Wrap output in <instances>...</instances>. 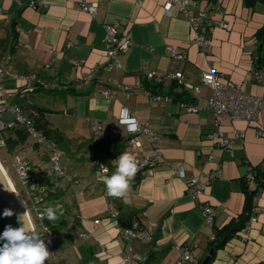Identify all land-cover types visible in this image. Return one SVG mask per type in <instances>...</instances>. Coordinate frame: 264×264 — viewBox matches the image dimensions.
<instances>
[{
  "label": "crops",
  "instance_id": "obj_1",
  "mask_svg": "<svg viewBox=\"0 0 264 264\" xmlns=\"http://www.w3.org/2000/svg\"><path fill=\"white\" fill-rule=\"evenodd\" d=\"M167 1L44 0L35 8L28 0H0V64L17 76L35 75L48 86L16 95L9 102L21 105L29 115L36 108L46 109L48 112L42 117L61 134L59 140L43 145L34 143L28 135L25 142H19L20 146L30 150L25 158L35 172L48 179V151L55 144L61 153V164L75 178L70 182L80 183L70 191L48 184H42L40 190L45 207L57 203L67 210L70 226L58 231L70 229L69 241L77 247L80 259L90 264H122L123 258L132 253L118 216L109 209L111 206L121 214L135 212L140 222L151 229L150 243L133 242V251L141 254L143 264L146 261L176 264L190 244L196 245L197 262L185 264H200L212 249L209 250V245L214 228H222L243 209L241 179L253 176L254 167L264 169V136L257 134L256 123L245 119L223 120L220 129L224 138L233 141L232 154L209 138L218 130L213 113L205 109L211 89L203 86L198 94L192 88L201 84L202 72L213 67L223 82L238 84L251 95H264L263 84L255 78V71L264 70V58L256 66L260 53L264 57L257 38V32L264 26V3L189 0L187 12L177 4L167 14L163 8ZM83 2L96 4V14L83 10ZM201 10L208 13L206 39L212 42L211 47L194 41L190 18ZM218 21L228 22L229 27L214 28ZM115 23H119V31L131 35L132 44L126 53L120 54L121 67L108 71L106 25ZM172 46L186 50L187 59L171 57ZM76 60L81 61L80 66L75 65ZM176 71H182L185 84L191 88L178 85L167 76ZM149 72L164 77L163 82L150 81ZM83 73L86 78L81 77ZM21 83L20 79L8 76L2 86L19 90ZM121 84L130 87L129 99L122 90L114 99L103 94L106 87ZM36 92L54 93L55 106L50 109H57L61 112L59 117H66L67 133L48 119L54 116L50 109L33 100ZM152 94H160V100L153 101ZM182 102L202 108L198 112L186 111ZM125 104L140 123L158 135L156 142L151 144L141 135L140 146L128 143L127 129L115 126ZM11 118V113L0 112V119ZM258 119L264 127V110ZM97 125L101 126L99 134L95 132ZM237 133L244 134V138L236 136ZM3 134L11 139L7 142L8 149V144L18 143L19 136L13 129ZM63 144L65 149L61 147ZM155 151L161 155L159 164L147 169L131 185L127 202L107 194L106 185L96 175L99 167L105 166L112 175L116 170L114 161L122 153L150 155ZM179 165L183 166V176L175 173ZM217 170L220 175L203 194L194 196L189 189L191 180L200 177L204 181L206 175ZM46 186L59 198L49 199ZM254 204L264 207L263 189L254 198ZM206 205L215 209L212 225L205 219ZM252 215L258 219L252 228L238 232L216 251L209 264L264 262V212Z\"/></svg>",
  "mask_w": 264,
  "mask_h": 264
},
{
  "label": "built area",
  "instance_id": "obj_2",
  "mask_svg": "<svg viewBox=\"0 0 264 264\" xmlns=\"http://www.w3.org/2000/svg\"><path fill=\"white\" fill-rule=\"evenodd\" d=\"M44 0H28V3L32 7H38L43 4ZM189 0H168L164 4L165 13L170 14L175 5L179 4L180 8L187 12L186 6L188 5ZM83 10L88 11L90 14L95 15L97 11L96 4L88 5L85 2L81 5ZM208 17V13L206 10H201L198 15L193 18H190V22L192 25V29L195 33L194 41L201 46L211 47V41L206 39L207 34V24L206 19ZM119 23L106 25V30L108 33L107 38V62L105 64V69L108 71L114 70V68L121 67L120 54L126 53L132 44L131 35L124 31L118 30ZM214 26V25H213ZM213 26L209 27L212 28ZM215 27L228 28L229 23L226 21H218ZM170 56L173 58H177L180 60L187 59V51L180 50L175 46L169 47ZM76 66L81 65V61H74ZM12 77L19 81H22L21 88L19 90H8L2 86V82L6 77ZM169 78L175 80L178 85H184L186 87H192L189 84H185L184 75L182 71L171 72L167 75ZM82 78H86V75L83 73ZM147 78L150 81H154L156 84H161L164 80V77L156 75L154 72H149L147 74ZM255 78L263 84L264 88V70L257 72L255 71ZM0 112L1 113H11L12 118L8 121L0 119V146H7V139L3 134L4 131L9 130L13 127H21L26 131V133L32 137L34 143L43 145L50 140L46 136V134L36 126L35 120L33 117L27 113H25L23 107L19 104H11L9 99L19 95L26 93L28 91H35L37 88L41 87L47 89L48 86L38 79L35 75H24L17 76L13 73H10L5 67L0 64ZM206 86L211 89V94L207 100V104L205 109L211 111L215 117V124L218 126V130L211 133L209 138L213 141H216L218 145L222 148L229 150L232 154L233 141L230 138H224L222 136L223 131L220 129V125L223 120H235V119H245L249 122H255L257 125V134L259 136H264V127L259 124L258 115L260 111L264 110V95L256 96L251 95L244 92L241 89V86L234 83H227L221 80V75L216 71L215 68L211 67L208 70L202 72L201 75V84L192 87L196 93H200L202 91V87ZM119 90L124 91L126 95V99L130 97V87L128 85H118V86H108L103 90V94L111 99H114L117 92ZM160 94H152L151 99L153 101L160 100ZM182 109L190 112H198L202 107L198 104L192 102H182ZM126 110V112H125ZM125 120L126 123L121 124V120ZM135 124L136 127L134 130H130V126ZM115 126L121 127L124 126L129 133V141L128 143L132 147H138L141 145L140 136L145 135L149 143L153 144L158 139V135L152 131L147 125H143L140 123L132 113L131 108L128 104H125L121 107L120 114L118 117ZM95 132L99 134L101 132V126H95ZM236 136H240L244 138V134L237 133ZM51 144V143H50ZM137 161H138V171L140 174H143L147 169L156 167L160 161V153L155 151L150 155H141L138 153H134ZM61 153L56 149L55 144H51L50 149L48 151V162H49V172L58 174L60 177H66L69 181H74L75 178L71 177L66 169L60 162ZM211 160V159H210ZM14 167L16 173L18 174L19 180L21 184L28 189V191L36 192L33 196L34 203L39 205L43 201V195L41 194V185L37 183V173L33 169L31 163L23 156H16L14 158ZM106 168L105 166L99 167L96 172L102 173V169ZM108 169V168H107ZM175 173L183 176L184 169L182 165H179L177 169H175ZM103 175H109V170L106 173H102ZM220 175V170L214 171L206 175V179L203 181L200 177H194L189 185V189L193 193L194 196L198 197L204 193L208 184L216 179ZM99 181H101L97 175ZM251 188H256V184L254 183L253 176L249 177ZM38 191V192H37ZM46 208V207H45ZM38 210L37 214L41 219V214L44 209ZM111 213L114 216L119 215V211L114 206L109 207ZM254 213L264 212V207H255L253 210ZM204 215L206 221L212 225L213 219L215 216V209L211 205H206L204 207ZM256 216H251L250 220L247 222L242 231L246 232L252 228V225L257 222ZM43 224V220L41 219ZM43 228L48 229L44 224ZM123 234L125 238L129 242V248L131 249V254L126 255L123 258L122 264H139L142 262L143 257L140 253L133 251V242L140 241L142 243L148 244L152 240L151 229L146 225H141L139 220H134L130 227L123 229ZM215 235L213 234L211 239L213 240ZM196 245L190 244L186 246L181 256L177 260L176 264H185L186 262L196 263L197 262V254L195 252Z\"/></svg>",
  "mask_w": 264,
  "mask_h": 264
},
{
  "label": "clouds",
  "instance_id": "obj_3",
  "mask_svg": "<svg viewBox=\"0 0 264 264\" xmlns=\"http://www.w3.org/2000/svg\"><path fill=\"white\" fill-rule=\"evenodd\" d=\"M126 112V110H125ZM126 123L121 120V124ZM135 124L130 126L134 130ZM116 163V170L112 175H103L108 171L102 169L98 173L99 179L106 185L109 196L128 201V194L131 190V181L138 171V161L134 154L129 152L122 153ZM3 183V182H2ZM5 190L13 192L5 183ZM5 217L14 215L11 209H6L3 213ZM63 215V207L60 204L55 207L48 206L41 214V219H48L50 222L56 221ZM21 224L18 228L8 225L0 235V240L4 241L0 247V264H46L50 260L51 253L42 238L43 235L34 227L29 217V211H25L18 217Z\"/></svg>",
  "mask_w": 264,
  "mask_h": 264
},
{
  "label": "rangeland",
  "instance_id": "obj_4",
  "mask_svg": "<svg viewBox=\"0 0 264 264\" xmlns=\"http://www.w3.org/2000/svg\"><path fill=\"white\" fill-rule=\"evenodd\" d=\"M53 97H54V93L52 92L50 93L49 92H36V94H34L33 100L37 102L39 106L50 109L51 107L55 106ZM49 113H52L54 115L53 117H48V119L53 122L54 127H58L63 132L67 133V131L69 130V127H66L67 126L66 117H59L61 112L57 109H52L51 111H49ZM70 132H75V131L71 130ZM1 135L2 133H0V136ZM20 145H21L20 143H17L16 145L12 147L11 151H9L8 147L0 146V162L5 167L7 173L12 179L16 190L23 198L26 204V207L29 210L30 219L35 225V228L43 235L42 238L44 239L51 253L50 260L46 262V264H84L85 260L80 259L77 247L74 246L72 241H69V238L71 236V233L68 232L70 230L69 228L64 229V230H59V231L58 230L55 231L51 227L50 228L47 227L48 229L43 228V224L37 212L38 210H42L43 208H45L46 200L43 199V201L39 205H36L34 203L33 196L35 195V192L28 191V189L21 184L18 174L16 173V170L14 167L13 161L16 156L20 155V156L26 157L27 155L26 152L28 151V149L23 148V146H20ZM61 147L65 149L64 144ZM36 155L37 154L34 153L33 157L37 158ZM48 166L49 164L47 165V167ZM70 174L72 175V173ZM48 181L49 183L47 186L51 188L53 186L54 187L60 186L63 188L64 191L73 190L71 188H75L76 186L80 184V183H75V184L71 183L66 177H60L58 176V174H55L52 172H48ZM47 186H46V196H48L49 193H54V195H57V193L53 191L52 192L49 191ZM55 205H57V203H53L50 206L55 207ZM63 210L65 211V209ZM68 221H69V224H68V227H69L71 223L70 215L68 217Z\"/></svg>",
  "mask_w": 264,
  "mask_h": 264
},
{
  "label": "trees",
  "instance_id": "obj_5",
  "mask_svg": "<svg viewBox=\"0 0 264 264\" xmlns=\"http://www.w3.org/2000/svg\"><path fill=\"white\" fill-rule=\"evenodd\" d=\"M248 1L250 4H254L255 2L264 3V0H248ZM257 38L261 41L260 45H261L262 50L264 51V26L261 29H259V31L257 32ZM263 58H264L263 54L261 55L260 53L259 57H257L256 66L261 65ZM36 109L37 111H34L31 114V116L35 120L36 126L46 134L49 140H55V139L59 140L58 138L61 137V134L55 131L54 129H52L49 126L50 122L47 120H44V117H42V115L48 111L42 108H36ZM12 129L19 136L18 143L26 141L28 134L26 133L25 130L19 127H16V126L11 128V130ZM10 140L11 139H7V142H9ZM8 146H9V149L11 150L14 145L8 144ZM117 152L119 153V150L114 152L113 155H117L118 154ZM252 171L254 173L253 180H254V183L256 184V188H251L249 177L246 176L241 179L242 180V190L245 195V202H244V206H243L241 213L237 217H234L232 220H230V222L225 224L222 228L220 229L214 228L215 238L211 240L210 245H209V250L211 248H214V254L212 256V259L215 256V253L218 249L225 246L228 243V241H230L233 237H235L238 234V232H240L245 227V225L247 224V222L249 221L251 217V213L253 212L255 208L254 198L257 196V194L259 193L261 189L264 190V169H260L259 167L257 168L254 167L252 168ZM140 178H141V174L138 172L135 178V183L132 181L130 182L131 185L136 184V182H138ZM48 182H49L48 179L43 177L42 173L37 174V183H39L41 186L42 184H48ZM48 197L49 199H56V198H59V195H54V193H49ZM134 220H139L135 212L121 214V212L119 211L118 223L122 229L130 227ZM43 224L46 227H49V228L51 227L55 231L58 229H61V227H67L68 226L67 212L63 210V215L60 216L58 220L53 221V222H50L48 219L45 218L43 219ZM140 224L143 225L141 222ZM85 264H90V263L85 261ZM139 264H143V261ZM144 264H151V261L149 262L146 261ZM257 264H264V262H260Z\"/></svg>",
  "mask_w": 264,
  "mask_h": 264
},
{
  "label": "water",
  "instance_id": "obj_6",
  "mask_svg": "<svg viewBox=\"0 0 264 264\" xmlns=\"http://www.w3.org/2000/svg\"><path fill=\"white\" fill-rule=\"evenodd\" d=\"M3 182V183H2ZM4 183L11 188L13 192L5 190ZM6 209H11L14 215L10 217H5L3 215ZM28 210V209H27ZM26 211L21 199L19 198L17 192L14 190L13 185L8 178L6 172L0 164V235L8 225L13 228H18L21 224L18 222L17 217ZM29 211V210H28ZM4 241L0 240V247L3 246ZM214 254V248H212L209 254L203 259L200 264H209L212 256Z\"/></svg>",
  "mask_w": 264,
  "mask_h": 264
},
{
  "label": "bare ground",
  "instance_id": "obj_7",
  "mask_svg": "<svg viewBox=\"0 0 264 264\" xmlns=\"http://www.w3.org/2000/svg\"><path fill=\"white\" fill-rule=\"evenodd\" d=\"M0 164H1V162H0ZM1 166L3 167L4 171L6 172L8 178L10 179V181H11V183H12V185H13L14 190L17 192L19 198L21 199V201H22V203H23V205L25 206L26 211H27V207H26V204H25L23 198L21 197V195H20V194L18 193V191L16 190V188H15V186H14V183H13L12 179L10 178L9 174L7 173L5 167H4L2 164H1ZM29 217H30V215H29ZM33 225H34V224H33ZM34 227H35V225H34Z\"/></svg>",
  "mask_w": 264,
  "mask_h": 264
}]
</instances>
